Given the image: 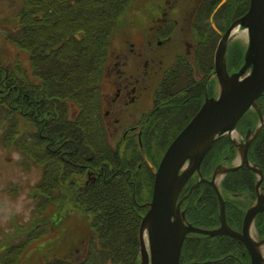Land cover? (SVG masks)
Listing matches in <instances>:
<instances>
[{"label":"flooded vegetation","instance_id":"obj_1","mask_svg":"<svg viewBox=\"0 0 264 264\" xmlns=\"http://www.w3.org/2000/svg\"><path fill=\"white\" fill-rule=\"evenodd\" d=\"M65 1L62 0V4H65ZM134 1L126 0L121 12L125 11L127 6L130 8V3ZM249 1L155 0L149 20H146L145 16L142 21L135 20L127 13L129 14L127 26L134 24L133 28L137 29L140 25L142 30L135 31L138 34L136 47L134 42L126 40L128 49L124 54L125 61L116 60L115 71L112 72L108 65L104 71L107 78L113 76L110 81L112 91L109 94L104 92L103 76L100 85L102 104L100 116L113 149L126 155L122 167L110 169L128 173L136 187H146L151 181L148 186L151 189L149 198L146 193L147 197L142 201L143 205L147 206L145 212L151 201L154 172L166 149L199 110L205 98H216L220 93L221 82L215 69V52L226 30L248 10ZM23 2L24 0H0L2 3L0 6L6 10L14 7L20 9ZM16 20L17 17H14V22ZM121 20L122 16L121 19H117L110 34V53L112 43L113 47L115 45L111 40L114 32L123 26L124 21ZM127 26L123 28L128 29ZM18 28V24L11 27L7 22L0 27V38L15 44L14 34ZM234 30L227 39L226 53L222 59L228 75L239 71L237 66L242 59L241 48L237 53L233 51L236 43L240 42L236 40L249 38L246 32L240 31L242 34H239L240 32L236 33ZM125 32L130 34L127 30ZM231 52L238 56L237 62L229 60ZM118 53L120 55V52ZM127 57L129 62L126 61ZM139 60H142L141 67H135V61ZM263 129L264 88L255 99V105L241 115L235 127L215 138L198 169L194 170L182 187L177 201H181L180 211L184 213L183 221L186 225L203 230L217 229L221 225L218 198L220 194L227 225L242 233L246 211L256 203L257 194L264 196V170L252 161L250 155L251 144ZM163 138L165 143L161 144V147L157 146ZM56 144V140H50L49 136H46L45 149L56 147ZM64 145L63 140L58 144L59 148L51 150L55 152L54 154L57 153L58 161L65 160ZM245 150L247 165L242 160ZM53 159L55 164L56 159ZM46 166L50 169L48 162ZM85 166L89 168L88 165ZM249 166L258 169L260 174ZM226 169L229 170L225 171ZM143 171L146 173L145 178L140 175ZM100 172L87 171L84 184L86 185L89 180L95 181ZM231 173H235L232 179L231 176L228 177ZM263 213L264 210L254 216L249 228L252 241L256 243L260 264H264V234H259L256 226L259 215ZM261 217L264 218V214ZM42 224L44 225V221ZM204 236L208 235L199 233L186 235L184 241L190 240L188 252L192 253V258L184 264L188 261H190L188 264L209 262V258L201 260V257H205L201 251L203 243L200 242L204 240L201 239ZM216 236H227L235 240L234 244L229 245V252L224 257L232 258L234 264H252L251 254L243 242L227 234L209 237ZM183 244L179 264L182 263ZM221 257L223 256L219 258ZM219 258H216L217 261Z\"/></svg>","mask_w":264,"mask_h":264},{"label":"trees","instance_id":"obj_2","mask_svg":"<svg viewBox=\"0 0 264 264\" xmlns=\"http://www.w3.org/2000/svg\"><path fill=\"white\" fill-rule=\"evenodd\" d=\"M125 3L126 0H66L65 4L62 0H24L16 14L19 28L14 45L27 52L31 71L22 70L17 61L0 62V124H8L3 139L8 140L11 125V136L15 135L11 144L39 159L42 166L41 178L33 187L37 212L42 214L47 201L64 197L66 214H83L92 232L87 237L89 246L84 258L73 262L56 260L63 264H132L139 251V224L147 208L142 201L146 193L149 198L151 181L147 179L146 187H136L128 173L110 169L122 167L126 155L113 149L100 116V85L110 34ZM19 121L24 124L21 126ZM29 130H33L32 134ZM47 135L57 143L49 150L45 149ZM63 140L64 162L51 151L59 148ZM250 155L264 170V129L251 144ZM53 158L56 162L52 167ZM86 169L101 172L95 181L85 185ZM47 174L52 176L49 180ZM234 174L228 177L232 179ZM140 175L146 177L144 171ZM263 214L256 226L261 235ZM27 236L26 244L40 237ZM201 239L205 256L201 260L209 258V262L192 264H234L232 258L224 256L235 240L227 236ZM189 247L190 240H185L181 264L192 258ZM9 250L0 256V264H9L13 259ZM46 264L55 263L52 259Z\"/></svg>","mask_w":264,"mask_h":264},{"label":"water","instance_id":"obj_3","mask_svg":"<svg viewBox=\"0 0 264 264\" xmlns=\"http://www.w3.org/2000/svg\"><path fill=\"white\" fill-rule=\"evenodd\" d=\"M239 24L246 27L248 32L249 57L242 69L228 75L222 59L227 39ZM215 69L221 82L219 95L216 98H205L189 123L170 143L154 172L151 201L138 230L139 264H179L181 247L189 233L230 235L245 244L251 254L252 264H260L256 243L252 241L249 228L254 216L264 210L263 195L257 194L256 203L246 211L242 233L227 225L220 194L221 225L214 230L186 225L183 221L184 213L180 211L181 201H177V198L215 138L235 127L241 115L255 105V99L264 88V0H250L248 10L223 34L215 52ZM242 160L247 165L246 150ZM249 167L260 174L255 167ZM145 231L147 245L144 240Z\"/></svg>","mask_w":264,"mask_h":264},{"label":"rangeland","instance_id":"obj_4","mask_svg":"<svg viewBox=\"0 0 264 264\" xmlns=\"http://www.w3.org/2000/svg\"><path fill=\"white\" fill-rule=\"evenodd\" d=\"M154 3L155 0H141V2L140 0H135L130 3V8L127 6V9L119 14V19H121L122 16L121 21H124L122 24L123 26L115 30L114 37L111 39L112 42L114 41L115 45L113 47L112 43V53H110L111 51H108V57H106L104 62V71L108 65L109 69H112L113 72L116 70V66H114V62H116V60L125 61L124 54H126L128 49V45H126L128 42L125 43L126 40L129 39V41L135 43V47L137 46L138 34H136L135 31L137 29L141 31L142 27L139 25L137 29H135L133 28V26H135L134 24L133 26L130 24L127 26V17H129V14L131 17L135 18V20L142 21L144 16L146 17V20H149L151 19L150 13L152 11V4ZM16 10L19 9L14 7L10 10H6L5 8H2V5L0 6V23L5 21V23L0 24V27L4 26L7 22L10 23L11 27L17 26V20L14 22V17H16L17 14ZM126 26L128 29L123 28ZM242 28L243 30H241V32H246V27L242 25ZM125 30L129 31L130 34H126ZM241 32L239 34H242ZM246 39L248 40L247 43L245 42ZM236 41L240 42H237L238 44L236 43L235 50L233 51L237 53L239 48L242 49V59L239 66H237L240 70L246 65V60L249 57V38L243 37V39ZM118 52H120V55ZM234 52H231L232 55L229 59L233 63L234 60L236 62L238 60V56ZM233 53L235 54V57H233ZM14 61H17L19 65L22 66V70L31 71L27 52L24 49L12 44V42H7L0 38V62L13 63ZM126 61H130L129 57H127ZM135 62V67H141L142 60ZM105 75L106 74L103 72V88L104 92L109 94L112 91L110 81L113 76L111 75V77L107 78ZM147 84L148 80L146 82V85ZM148 92H150V90H148ZM218 93L219 92H215V94ZM148 103H150V97L148 99ZM19 122L21 123V126L24 124L22 121ZM1 124L0 256L4 255L7 251H10L9 248H11V255L13 256V259L9 262V264H46L52 259L55 264H63L56 260L63 259L71 262L79 261L80 259L82 260L89 246V240L87 237L92 236L88 222L84 219L85 217L83 214L80 215L73 212L72 214H66L68 212V208H65L67 201L64 197L59 201L57 199L47 201V205L42 214L37 212L36 205L38 202L35 200L33 195V187L41 178L42 166L37 162L39 159L37 160L29 154H24L15 144H11L12 138L15 136L14 134L11 136V125L8 128L10 132L7 136L8 140L5 141L3 139L2 134L7 129L8 124ZM32 131L33 130H29L31 134ZM163 140L164 138L157 146L161 147V144L163 145L165 143V140ZM36 146L40 151V144H37ZM39 157L41 158V156ZM51 165L53 167L55 164L52 162ZM49 170L47 172L48 174L50 173ZM48 174L47 180L52 177ZM17 209H20V211L17 212ZM24 213H28V219L26 221ZM5 216L8 217L7 222H4L3 220V217ZM43 221L44 225L42 224ZM29 234L40 237L35 240L32 239L28 244H26L29 239L27 235ZM135 261V264H139V253Z\"/></svg>","mask_w":264,"mask_h":264},{"label":"bare ground","instance_id":"obj_5","mask_svg":"<svg viewBox=\"0 0 264 264\" xmlns=\"http://www.w3.org/2000/svg\"><path fill=\"white\" fill-rule=\"evenodd\" d=\"M241 30H243V28H242V26L239 24V25H237L236 27H235V30H234V32H240ZM246 33H247V31H246ZM249 70H250V68L247 70L248 72H249ZM144 240H145V244L147 245V233H146V231L144 232Z\"/></svg>","mask_w":264,"mask_h":264},{"label":"clouds","instance_id":"obj_6","mask_svg":"<svg viewBox=\"0 0 264 264\" xmlns=\"http://www.w3.org/2000/svg\"><path fill=\"white\" fill-rule=\"evenodd\" d=\"M19 211H20V209H17V212H19ZM24 218H25V221L28 219V213H24ZM7 219H8L7 216L3 217L4 222H7Z\"/></svg>","mask_w":264,"mask_h":264}]
</instances>
